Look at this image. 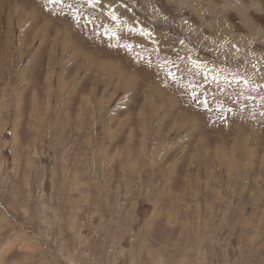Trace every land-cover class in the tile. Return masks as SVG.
<instances>
[{
    "label": "rangeland",
    "instance_id": "obj_1",
    "mask_svg": "<svg viewBox=\"0 0 264 264\" xmlns=\"http://www.w3.org/2000/svg\"><path fill=\"white\" fill-rule=\"evenodd\" d=\"M212 1L0 0V264H264V10Z\"/></svg>",
    "mask_w": 264,
    "mask_h": 264
},
{
    "label": "crops",
    "instance_id": "obj_2",
    "mask_svg": "<svg viewBox=\"0 0 264 264\" xmlns=\"http://www.w3.org/2000/svg\"><path fill=\"white\" fill-rule=\"evenodd\" d=\"M170 1H172V0H167V2H170ZM216 1L217 2L221 1L220 3H225V4L227 3L226 5L230 6V7H227V8H230L229 10L232 11L233 13H234V9L233 8L237 7L238 5H240L241 6L240 10L242 9V10H245V11H241V13H239V14L241 15V18L244 17L245 20H247L249 18L254 19L253 17H259L260 16V6L264 10V4L262 3V0H216ZM212 2H213L214 5L218 4L214 0ZM181 8H188V7H181ZM252 13H254V14L251 17ZM263 15H264V13H263ZM254 21L255 20L251 21V23H252L251 24V28H253V30H254V28H257L258 25L260 27V22L256 23ZM254 23H256V24H254ZM259 29H257V30H259ZM248 32H249V29H247V30L244 29L243 31H239L237 34H239L238 36L241 39L247 38V40H248L249 38H251V35L247 34ZM257 33H258L257 35L253 36L255 39L252 37V42L260 44V31L257 32ZM239 37L237 39H239Z\"/></svg>",
    "mask_w": 264,
    "mask_h": 264
},
{
    "label": "bare ground",
    "instance_id": "obj_3",
    "mask_svg": "<svg viewBox=\"0 0 264 264\" xmlns=\"http://www.w3.org/2000/svg\"><path fill=\"white\" fill-rule=\"evenodd\" d=\"M106 6H108V5H106ZM102 8H103V7H102ZM103 9H104V8H103ZM107 10H108V9H107ZM120 11H121V10H120ZM122 11H123V10H122ZM101 12H102V9H101ZM102 13H104V15H105V12H102ZM108 13H109V12H108ZM110 13H111V12H110ZM112 14H113V13H112ZM107 17H109V16L107 15ZM115 17H116V16H115ZM109 19H111V18H109ZM113 20L115 21V19H113ZM119 20H120V19H119ZM43 26H44V25H43ZM125 29H126V25H125ZM128 29L130 30V26H129ZM128 29H127V30H128ZM132 29H133V27H132ZM45 30H46V29H45ZM133 30H134V29H133ZM46 31H47V30H46ZM58 32H59V31H58ZM58 32H57V33H58ZM131 32L133 33V31H131ZM57 33H56V34H57ZM124 33H125V32H124ZM18 37H19V38H21V37L24 38V37H23V33L20 32V35H18ZM64 39H65V38H64ZM64 39H63V40H64ZM139 39H140V38H138V40H139ZM138 40L135 41V39H134V41H135L136 43L138 42ZM141 41H142V40H141ZM171 41H172V40H171ZM21 42H22V40L20 39V40L18 41L19 46H20V43H21ZM170 43H171V42H170ZM140 44H142V42H141ZM171 45H172V44H171ZM173 45H175V44L173 43ZM135 46H136V45H135ZM49 49H50V48H49ZM168 49H169V48H168ZM170 50H172V49H170ZM48 57H49V56H48ZM48 57H47V58H48ZM245 58H246V57H245ZM50 60H51V59H50ZM246 60H247V59H246ZM93 63H94V62H93L92 60H89V65H90V66L93 65ZM246 65H247V64H246ZM50 68H51V67H50ZM246 68L248 69L249 67L247 66ZM241 69L244 70V67H242ZM117 72H118V71H117ZM226 74H227V73H226ZM240 75H241V74H240ZM220 76H221V74H220ZM244 89H245V88H244ZM239 92H240V91H239ZM247 92H248V91H247ZM242 93H243V92H242ZM248 93H249V92H248ZM237 96L239 97V95H237ZM220 148H221V147H220Z\"/></svg>",
    "mask_w": 264,
    "mask_h": 264
},
{
    "label": "snow or ice",
    "instance_id": "obj_4",
    "mask_svg": "<svg viewBox=\"0 0 264 264\" xmlns=\"http://www.w3.org/2000/svg\"><path fill=\"white\" fill-rule=\"evenodd\" d=\"M50 2H51V0H50ZM56 2L58 3L59 2V0H56ZM113 19H115V17L113 16ZM205 103H206V101H205Z\"/></svg>",
    "mask_w": 264,
    "mask_h": 264
}]
</instances>
